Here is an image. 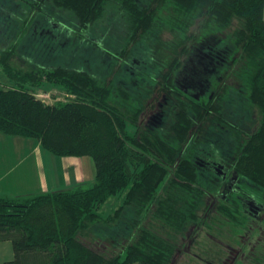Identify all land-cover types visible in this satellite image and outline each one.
I'll list each match as a JSON object with an SVG mask.
<instances>
[{"label": "trees", "instance_id": "1", "mask_svg": "<svg viewBox=\"0 0 264 264\" xmlns=\"http://www.w3.org/2000/svg\"><path fill=\"white\" fill-rule=\"evenodd\" d=\"M18 1L0 0V22L20 26L28 21L21 12L34 11L41 16V28L52 26L55 32L56 27L59 32L90 31L102 23L118 41V55L139 66L138 72L152 61L155 73L136 91L145 95L149 84L158 85L174 104L169 125L143 124L145 110L135 90L61 66L22 75L4 53L0 72L24 84L0 85V130L37 137L55 155H91L96 165L90 184L0 198V241L11 240L14 248V259L6 264H171L180 250L177 235L199 223L201 212H211V201L213 220L223 216L245 229L250 218L246 202L264 195V0ZM165 31L171 33L168 39L162 37ZM207 36L217 38L220 56L227 59L220 68L240 71L248 99L260 109L253 131L221 120L229 86L217 84L211 99L188 102L171 79L199 44L211 42ZM85 39L94 51L114 55L98 38L89 34ZM42 76L81 100L46 103L25 83L41 85ZM198 103L211 109L205 112ZM211 117L232 134L226 143L208 137ZM226 149L233 151L232 169L241 187L214 183L215 174L203 161L209 158L203 151ZM113 197L120 203L104 212ZM153 219L162 223L161 230Z\"/></svg>", "mask_w": 264, "mask_h": 264}, {"label": "rangeland", "instance_id": "2", "mask_svg": "<svg viewBox=\"0 0 264 264\" xmlns=\"http://www.w3.org/2000/svg\"><path fill=\"white\" fill-rule=\"evenodd\" d=\"M18 2V0H14V3ZM12 11H14V9H12L11 12ZM5 13L7 14V12ZM27 14V11L21 12V19L24 18L28 21L20 26H15L11 23H3V20L0 22V59H2L4 57L3 54L6 53L7 62L21 71L22 75L23 73L28 74L36 72L39 70L37 68L40 67L53 68L61 66L63 68L66 67L69 69L91 72L101 80H105V82H107V80L114 81V84H116L118 88L128 87L135 91L139 90V85H141L142 82L145 83L148 80L147 75L151 73L150 71L153 69L152 61L148 62L147 65L141 69V72H138L137 70L140 68L137 67L139 66L136 67L135 64L133 65L126 61L127 56L118 55L116 48H120L119 43L114 36L109 35V32H104L105 27L102 23H98L90 31L76 32L77 29H73L72 32L70 30L59 32L56 27L57 30L55 32L51 30L53 28L52 26L41 28L43 23L38 13L36 14V12L32 11L28 15ZM13 15H16V13ZM0 17L2 18L3 16L0 15ZM13 18L15 20L14 22H20L18 17ZM232 28L233 27H231L230 30H232ZM53 29L55 30V28ZM101 30L102 33L100 34L99 31ZM44 31H46V33H44ZM77 33L81 35L78 36L79 34ZM88 33L92 35L96 41L98 38L100 43L108 44L107 48H112L111 51L114 52V55H110V53L105 54L101 52L100 49H95V52L92 49L93 47L90 46L91 43L85 39L86 36H89ZM44 34L49 37H43ZM162 37L163 39H168L171 37V33L165 31ZM205 38V40L211 41L210 36ZM214 39L217 38L214 37ZM130 55L132 54L130 53ZM134 62H137V60H134ZM164 71L166 75L169 73V71L165 69ZM164 71L162 70L161 73ZM220 71L219 74L222 75L224 68H220ZM228 73H230L231 76L227 79H225L226 76L220 81L218 78H215L216 84L229 86L227 88V99L224 103V119L221 120L223 122L232 121L248 131H253L260 121V109L248 99L245 83L239 76L240 71L230 69ZM9 75L8 73L5 74L3 70L0 72V85L10 87L16 84H24V82L19 79L11 82ZM47 78L48 77L42 76V78H40L42 81L38 79L42 84L37 86L30 84V81L25 83L28 84L27 88L34 91L37 96L41 97L48 104L81 100V97L77 93L69 90L61 83L57 84L56 82L48 81ZM163 80L162 76L157 78V81L161 84L160 86L164 85ZM154 86L156 87L154 88ZM137 87L138 89H136ZM148 87L150 90L149 92L148 89L145 90V95L141 94V91L135 92L139 93L136 94L140 97L137 99L141 101L139 106H144L143 108L145 111L140 117L143 124H148V120L151 118L150 116L158 110L160 107L158 101H161L164 93L160 90L158 85L149 84ZM213 89V87H210L208 93L213 91ZM222 90V92L226 94L225 89ZM147 92L148 96H146ZM206 97L208 96H205V98ZM151 101L154 102L151 103ZM135 102L136 100H134V103ZM123 103L124 106L128 105L125 100ZM211 118L215 119V122L212 124H216L217 122L221 123L218 117ZM140 124L139 122V125ZM211 131V129L210 131L208 130L209 133H212ZM214 131H216V133L210 137L216 138L215 140H222L225 143L228 136L232 135L222 126ZM244 132L245 131H243V133ZM228 152L233 153L230 149L227 150V153ZM218 198L219 197L216 196L215 200ZM209 200L208 198V203H210ZM257 202L262 206L261 212L257 217H253L256 212L250 208L248 211L250 213L249 221L245 229H242V227H234V225L223 216L216 217L215 215V220H213L214 213L212 204L214 202L211 201L210 206L212 209L210 210L212 211L205 214L201 212V220L199 223L188 225L183 233L177 235L180 243V250L175 255L171 264H264V195H261L260 200H257ZM119 203L117 197L109 199L104 205V212H113ZM153 222L155 224L154 227L161 230L160 226L162 223L154 219ZM166 227L165 229L168 231L169 229Z\"/></svg>", "mask_w": 264, "mask_h": 264}, {"label": "crops", "instance_id": "3", "mask_svg": "<svg viewBox=\"0 0 264 264\" xmlns=\"http://www.w3.org/2000/svg\"><path fill=\"white\" fill-rule=\"evenodd\" d=\"M95 178L91 155H55L37 137L0 130V198L69 189ZM13 259L12 241H0V264Z\"/></svg>", "mask_w": 264, "mask_h": 264}, {"label": "flooded vegetation", "instance_id": "4", "mask_svg": "<svg viewBox=\"0 0 264 264\" xmlns=\"http://www.w3.org/2000/svg\"><path fill=\"white\" fill-rule=\"evenodd\" d=\"M218 42H219L218 40L216 41V39L213 38L211 42L205 44H199L200 46L196 48L198 52L197 58L201 59L199 61L203 63L205 61V63L208 64L206 69H202V68L198 69V72L202 73V81L205 83L204 86L201 85L200 83L193 85L189 84L188 82L183 83L182 80H184L187 77L181 75L180 71L182 70V68L180 70H177L173 75V77L171 78L173 79V83L180 88L179 90L181 91L180 97L183 100L185 101L187 100L188 102L200 101L203 98H205V96H208L207 98L211 99L216 93L215 85L217 84L215 82V78H218V80L220 81L221 79H224L225 76H227V73L229 72L228 69H224V71H222V75L219 74L221 72L220 66H224L225 61L227 59L220 56L221 51L218 48ZM150 72L151 73L149 74H152V72L155 73V70L152 69V71ZM192 72H193L192 70L191 71L186 70L185 75H190ZM210 87H213L214 89L213 91L208 93ZM170 98L172 97L167 95L165 92L163 93V97L161 98V101H158L159 106L161 107V109L160 107L158 108V110L160 111L158 110L155 111V113H153L150 116L151 117L150 120H148L151 125L155 127L157 126L159 127L164 125L167 126L170 123H172L171 120L173 121V116H171V113L173 112L172 105L174 104V102L171 101ZM192 104L194 105V102ZM198 104H199L198 106L201 107L202 109L208 108L206 106H203V104L201 103ZM210 109H207L205 112H207ZM211 121L213 123L215 122V119L211 118ZM220 126L221 124L219 122H217L216 124H212L211 128H209V131L211 129L212 133H209V135L212 136L214 133H216V131L214 130H218ZM210 136H209L210 139H216ZM203 152L210 158V159L206 158L203 161L209 164L207 168H209L215 174L213 177V181H215L214 183L216 184L219 183L221 184V187H225L229 189H233L234 187H241L240 179L238 175L235 173V171H233L232 169L231 163H233L234 161L233 153L231 152L225 153L219 151L218 152L210 151L209 153H207L206 151ZM201 165L202 163L200 162L199 166L201 167ZM246 206L248 211L251 208L254 212H256V214L253 215L254 217H257L262 210L261 204H259L257 200L254 198L247 201Z\"/></svg>", "mask_w": 264, "mask_h": 264}, {"label": "water", "instance_id": "5", "mask_svg": "<svg viewBox=\"0 0 264 264\" xmlns=\"http://www.w3.org/2000/svg\"><path fill=\"white\" fill-rule=\"evenodd\" d=\"M197 54L198 52L195 51L192 53V55L189 56L188 60L185 62L181 72V75L186 76L187 78H185L183 81V83L188 82L189 84H197L200 83L201 85H205V83L202 81V73L198 72V69H206V67L208 66L207 63H204L199 61L201 59L197 58ZM186 70L189 71H193L190 75H185L186 74ZM197 70V71H195ZM195 72V73H194Z\"/></svg>", "mask_w": 264, "mask_h": 264}]
</instances>
